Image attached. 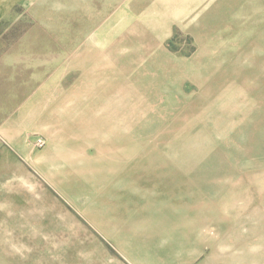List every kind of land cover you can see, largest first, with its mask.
<instances>
[{
  "label": "rangeland",
  "instance_id": "1",
  "mask_svg": "<svg viewBox=\"0 0 264 264\" xmlns=\"http://www.w3.org/2000/svg\"><path fill=\"white\" fill-rule=\"evenodd\" d=\"M21 107L43 155L0 264H264V0L17 9L0 122Z\"/></svg>",
  "mask_w": 264,
  "mask_h": 264
},
{
  "label": "crops",
  "instance_id": "2",
  "mask_svg": "<svg viewBox=\"0 0 264 264\" xmlns=\"http://www.w3.org/2000/svg\"><path fill=\"white\" fill-rule=\"evenodd\" d=\"M40 1L42 0H0V24L10 20L17 9L31 8ZM23 108L17 109L11 117L0 122V242L19 241L21 243V240L26 237L25 233L3 232L1 225L9 216L7 209L17 204L20 207L21 202L18 195L20 190L16 189V185L23 189L26 187L25 163L27 160L41 162L43 155L42 152H37L30 143L31 137L29 136L36 135L37 132L28 130L26 110ZM22 244L25 246L24 243Z\"/></svg>",
  "mask_w": 264,
  "mask_h": 264
},
{
  "label": "built area",
  "instance_id": "3",
  "mask_svg": "<svg viewBox=\"0 0 264 264\" xmlns=\"http://www.w3.org/2000/svg\"><path fill=\"white\" fill-rule=\"evenodd\" d=\"M35 146L39 149H43L46 146V140L44 138H38L35 142Z\"/></svg>",
  "mask_w": 264,
  "mask_h": 264
}]
</instances>
